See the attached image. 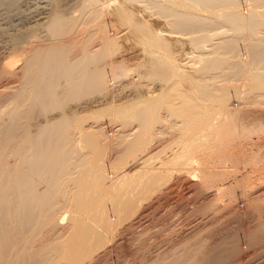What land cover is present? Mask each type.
<instances>
[{
    "label": "bare ground",
    "instance_id": "bare-ground-1",
    "mask_svg": "<svg viewBox=\"0 0 264 264\" xmlns=\"http://www.w3.org/2000/svg\"><path fill=\"white\" fill-rule=\"evenodd\" d=\"M242 1L0 0V264H86L94 256L93 251L103 245L102 228L112 227L104 208L108 202L116 205L114 198L106 199L109 190L132 182L131 178L136 181V172L127 169L106 185L102 158L106 140L102 129L81 131L84 115L77 110L82 111L84 102L65 109L70 100L86 94H108L119 76L115 69L122 74L128 70L109 61L116 48L114 36L106 28L111 25L110 17L128 22L159 48L168 46L169 34L187 36L192 47L188 60L197 65L188 77L195 95L184 94L186 102L182 107L189 111L183 112L182 122L195 125L200 134L205 129L213 130L214 139L219 141V134L227 136L231 130L219 128L222 124L211 128L212 116L225 110L227 117L232 94H238L244 104L264 103V0H251L256 3L246 8L240 7ZM132 3L140 4L142 9L132 11ZM143 10L164 18L167 28L149 27L137 15ZM152 56L147 60L152 78L163 76V64L169 65L171 75L178 73L172 61ZM134 76L133 81L142 77L139 73ZM157 90L153 98L148 96L152 103L133 106L137 102L124 110L117 105L120 110L116 107L117 112L112 114L136 120L145 133L155 123H169L168 118L176 112L172 101L177 97L176 90ZM57 107L62 111L38 120L42 112ZM160 108L165 109L166 116L160 114ZM139 138L131 139L125 153L118 157L140 150L144 141ZM82 141L88 151H83ZM198 146L199 151L205 149L201 141ZM156 171L142 176L147 185L157 180L160 173ZM218 174L214 173V177H220ZM224 187V183L219 184L211 194ZM86 201L94 205V213L89 208L84 211ZM130 203L124 200L119 214L128 213ZM82 211L85 215L75 216V212ZM68 212L73 215L66 225ZM255 229L245 233L249 243L264 236L258 237ZM223 242L221 248L206 254L200 241L195 248L199 256L197 260L198 254L192 256V260L209 264L236 255L243 257L238 238ZM151 264L166 263L158 259Z\"/></svg>",
    "mask_w": 264,
    "mask_h": 264
},
{
    "label": "rangeland",
    "instance_id": "rangeland-1",
    "mask_svg": "<svg viewBox=\"0 0 264 264\" xmlns=\"http://www.w3.org/2000/svg\"><path fill=\"white\" fill-rule=\"evenodd\" d=\"M244 1L240 3V7L246 8L256 3L253 2L255 0ZM135 4L137 5L132 3V11H136L135 8H138V11L142 9L140 4L136 7ZM140 13L137 14L140 15V20H145L149 27L167 28L164 18L149 14L148 11ZM110 24L106 28L108 33L114 36L116 48L109 61L125 66L128 70L122 74L119 68L115 69L118 70L116 72L119 76L112 84L113 93L110 91V94L105 93L100 97L86 94L81 99L70 100L65 109L77 105L78 102H84L82 111L76 109L78 113L84 115L81 131L86 133L94 128L102 129L101 132L106 140L103 144L100 143L105 148L102 158L106 185L115 179L116 174L119 176L127 169L136 172L133 176L136 181L131 178L132 182L122 183L121 186L109 190L106 199L114 198L116 205H109L108 202L104 208L105 218L111 221L112 227L110 230L102 228L101 232V227L98 226L97 229L100 228L99 231L103 236V245L93 251L92 261L85 263L151 264L154 260L162 259L166 264H197L196 257L199 254L195 253V248L200 241L203 246L205 245L203 248L205 252L207 251L206 254H210L221 248L223 241L238 238L240 248L244 249L241 253L242 258L236 255L224 258L221 263L209 264H264V236H260L264 234L262 227L264 226V103L244 104L238 94H232L228 99L227 117L224 110L221 113H214L211 121L212 124L214 123L211 128H217L216 125L222 124L219 128L223 130L230 128V133L227 136L219 134V141L214 139L213 130L209 132V129H205L200 134L195 125L188 126L182 122L183 112L189 111L182 107L186 102L184 99L186 96L195 95L188 77L194 74L197 65L188 60L192 47H189L191 45L187 36L169 34L166 36L169 40L168 46L159 48L150 44L144 35L131 28L128 22L122 23L110 17ZM240 51L244 53L242 49ZM151 55L172 61L178 68V73L171 75L169 65L163 64L160 70L163 76L152 78L148 62ZM135 73L141 74L142 77L133 81ZM107 76L108 79L109 76L111 78L110 74ZM170 87L176 90L177 97L172 100L176 112L168 116L169 121L171 119L169 123L166 120L155 123L148 129L149 132L145 133L144 128H139L140 125L136 120L132 118L124 120L120 119L123 117L112 114L118 106L124 110L132 108L131 105L138 102L133 106L144 107L146 102L156 95L157 89ZM149 102L148 104L152 103V100ZM61 109L57 107L42 112L38 120L57 114L62 111ZM164 110L159 109L162 116H166ZM249 110L252 116H249L250 113L247 115ZM121 135L125 137L121 138ZM137 136L140 137V142L144 141L140 143L141 149L129 156L125 154L120 159L118 156L125 153L128 142ZM200 141L205 145V149L199 151ZM80 143L84 145V152L89 150L86 142ZM150 155L151 157L147 158ZM175 157L177 158L174 159ZM146 170H158L156 172L160 173L158 175L160 178L156 176L157 180L147 185L144 182L146 178L142 177H147ZM220 170L224 173H220ZM214 173H220L218 174L220 177L215 178ZM192 177L194 180L191 179ZM221 183H224L225 187L212 195L211 193ZM126 199L132 202L131 209L128 213L119 214L120 205ZM85 203L87 204L83 205L85 210L83 208L82 210H91L92 212H89L94 213L95 211L92 210L94 205H89V201ZM84 211L78 213L81 216L75 212V216L82 217ZM89 212L86 213L89 215ZM73 213H67L70 218L67 217L64 224L69 223L68 220L72 219ZM259 223L261 227L257 226ZM254 229L260 239L249 243L244 237L245 233ZM190 249L194 251L192 254L188 252ZM192 256H195L196 262L192 260ZM189 260L193 262L190 263Z\"/></svg>",
    "mask_w": 264,
    "mask_h": 264
}]
</instances>
